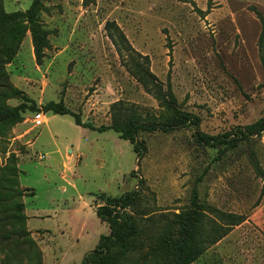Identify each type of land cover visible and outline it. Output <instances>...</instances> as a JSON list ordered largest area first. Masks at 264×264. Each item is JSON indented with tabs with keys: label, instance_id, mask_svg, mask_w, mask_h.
<instances>
[{
	"label": "rangeland",
	"instance_id": "1",
	"mask_svg": "<svg viewBox=\"0 0 264 264\" xmlns=\"http://www.w3.org/2000/svg\"><path fill=\"white\" fill-rule=\"evenodd\" d=\"M39 2V56L24 17L0 24V264H82L110 232L96 210L128 193L132 232L108 264H172L168 243L188 219L193 264H264V0ZM107 22L148 57L189 122L174 126L128 71ZM118 102L130 109L124 120L157 128L137 133L138 153L113 130L46 111L61 103L81 123L109 127ZM37 110L46 112L41 128L31 124ZM246 127L236 147L196 142Z\"/></svg>",
	"mask_w": 264,
	"mask_h": 264
},
{
	"label": "trees",
	"instance_id": "2",
	"mask_svg": "<svg viewBox=\"0 0 264 264\" xmlns=\"http://www.w3.org/2000/svg\"><path fill=\"white\" fill-rule=\"evenodd\" d=\"M39 0H32L30 7L25 12H15L7 14L0 8V24L11 22L19 17H24L30 25V30L33 36V43L35 47L36 56H39L40 52V39L38 32L37 13L39 11ZM105 30L108 31L109 37L119 51V53L127 52L129 55V67L128 71L136 78L138 83L142 85L144 90L150 94L159 104L160 108L171 111L175 115L174 126L189 122L190 119L186 115L180 114L176 108V100L171 91L169 84L164 88L158 79L149 70V59L147 56H143L140 53L133 50L128 43L123 32L118 28L114 22H107ZM264 31L262 32V38ZM120 102L112 105V118L113 122L109 127H94L89 123H81L79 115L70 112L61 103H50L46 107V111H51L53 114L58 115H70L73 117L77 126L87 128L90 130L103 132L106 130H113L118 133L120 138L129 141L133 145L134 152H139V145L136 141V135L140 131L151 132L157 128L153 125L142 123L141 120L134 116L129 119H123L125 111L128 112L129 108H119ZM35 111L34 113L38 112ZM46 113V112H44ZM121 114L123 118L121 117ZM133 114V113H132ZM117 115L123 120L116 119ZM260 129L258 132L263 130ZM251 134V128L246 127L244 130L238 129L234 134L227 133L220 136H204L196 135V142L200 146L213 148L216 146L224 145L226 147H236L238 143L246 140ZM256 171L261 174L258 166ZM33 195V194H32ZM31 195V196H32ZM103 206L96 210L97 218L109 223L110 232L108 235H101L95 248L84 256L82 264H108L111 260V252L114 248H124L128 242V239L132 232V226L129 222L128 216L124 212L134 201V194L128 193L120 198L105 199ZM19 208H24L22 205ZM122 210V212L118 211ZM20 219L24 220L25 215H21ZM239 219L235 220L231 218V225L239 223ZM168 250L172 257V264H193L199 257V252L195 244V226L193 220L188 219L186 223L182 225L179 237L168 243Z\"/></svg>",
	"mask_w": 264,
	"mask_h": 264
},
{
	"label": "built area",
	"instance_id": "3",
	"mask_svg": "<svg viewBox=\"0 0 264 264\" xmlns=\"http://www.w3.org/2000/svg\"><path fill=\"white\" fill-rule=\"evenodd\" d=\"M31 124L34 128H41L47 124V119L45 117V113L41 110L34 113L31 118ZM37 159L39 161L44 159V156L42 154L37 155Z\"/></svg>",
	"mask_w": 264,
	"mask_h": 264
}]
</instances>
